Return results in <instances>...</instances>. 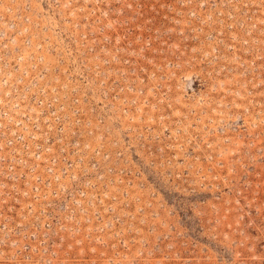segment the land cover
Listing matches in <instances>:
<instances>
[{"label":"rangeland","instance_id":"obj_1","mask_svg":"<svg viewBox=\"0 0 264 264\" xmlns=\"http://www.w3.org/2000/svg\"><path fill=\"white\" fill-rule=\"evenodd\" d=\"M1 156L0 264H264V0H0Z\"/></svg>","mask_w":264,"mask_h":264},{"label":"built area","instance_id":"obj_2","mask_svg":"<svg viewBox=\"0 0 264 264\" xmlns=\"http://www.w3.org/2000/svg\"><path fill=\"white\" fill-rule=\"evenodd\" d=\"M17 12L14 14L16 16ZM17 17V16H16ZM24 20H28V15L25 14ZM26 30V29H24ZM22 31V30H21ZM28 41V40H27ZM68 81V80H67ZM79 83L82 82V80H78ZM70 85V84H69ZM74 87H76V84H72ZM67 86V84L65 83L63 85V88H65ZM74 87L71 89V92L73 93L75 90H74ZM61 91H59L60 93ZM71 92L69 93H63V98L66 99V101H73L71 104L68 103H64L61 100V102L59 101V98L57 97H54L52 99V101H59V103L57 104V109L64 115H73V116H76L75 114H77L81 108L79 107V103L81 101V99H79L77 96H71ZM96 93H93L92 97H87V98H90V100L88 101V106H87V109L83 110L85 113H84V116L81 119V122H82V126L80 127V131L81 130H86V126H88L89 124H91L90 122H93V130H90L91 133H93L94 131H97L98 132V128L100 125L103 124V119H104V116L106 114H109V110H108V104H106L104 101L100 100L99 98V95L97 93V95H95ZM10 103V102H9ZM15 104V103H14ZM18 104V103H17ZM63 104V105H62ZM90 111V114H91V119H85L87 117V113H89ZM27 121V120H26ZM28 130V137L31 136H34V135H41V136H44L45 135V145H42L41 143H36V152H34V156H36L39 161H41V158H43V161L42 164L45 166V169L46 170H51V167H49L50 165H53L51 164L52 162H55L58 160V157H59V160L63 161L64 164L68 163V164H72V160L70 158H68L69 154H71L74 150V148L71 149V147H69L68 149L66 147H61V143L59 144H54V140L57 139V141L60 142L59 140V137L56 135V134H53L51 131L49 130H41V126L39 127L38 126V123L37 122H33L31 124H34V127L28 123V122H24L22 123ZM48 128V127H47ZM41 131V133H40ZM102 136L103 137V134H97V136ZM27 137V138H28ZM55 137H58V138H55ZM18 138H22V136H17V139ZM10 143L13 144L14 142V136H12L9 140ZM8 142V143H9ZM9 143V144H10ZM30 145V144H29ZM70 146V144H67ZM27 144H26V141L24 142V149L26 148ZM52 148V150L50 151V149ZM24 151V150H23ZM76 152V151H75ZM0 161L1 162H4L6 165H3L0 163V169L3 167H7L8 169H13V166L11 164H7V158L5 156H1L0 157ZM95 160L92 159L91 162H94ZM97 163V162H95ZM39 164V163H37ZM49 165V166H47ZM1 169L3 172L5 171L4 169ZM64 170L61 174H64ZM2 174V173H1ZM0 174V175H1ZM59 174V175H61ZM4 175V174H3ZM17 175H13L12 173H9L7 175H4V178L8 177V178H14L16 177ZM58 177V176H57ZM56 177V178H57ZM18 178V176L16 177ZM12 187L16 188L17 186L16 185H13L12 184ZM18 188V192H24V194H27L28 193V190L23 188V190H20V187H17ZM80 192H81V189H80ZM58 207L60 208H64V206H62V202L59 201Z\"/></svg>","mask_w":264,"mask_h":264}]
</instances>
